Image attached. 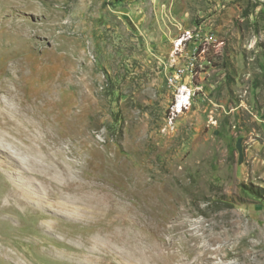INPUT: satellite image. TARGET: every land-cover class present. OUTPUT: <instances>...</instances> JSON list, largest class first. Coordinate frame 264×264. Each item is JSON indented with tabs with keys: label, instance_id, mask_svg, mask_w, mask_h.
<instances>
[{
	"label": "rangeland",
	"instance_id": "obj_1",
	"mask_svg": "<svg viewBox=\"0 0 264 264\" xmlns=\"http://www.w3.org/2000/svg\"><path fill=\"white\" fill-rule=\"evenodd\" d=\"M0 84V264H264V0H0Z\"/></svg>",
	"mask_w": 264,
	"mask_h": 264
},
{
	"label": "bare ground",
	"instance_id": "obj_2",
	"mask_svg": "<svg viewBox=\"0 0 264 264\" xmlns=\"http://www.w3.org/2000/svg\"><path fill=\"white\" fill-rule=\"evenodd\" d=\"M20 77H21V75H20ZM5 78H7V77H5ZM5 84H6V82H5ZM1 85V84H0ZM8 85V84H7ZM3 90H5L4 89V87H3ZM6 91H9V87L8 88H6ZM24 96V95H23ZM34 96V95H33ZM35 99V98H34ZM33 99V100H34ZM49 99V98H48ZM48 99H43V100H48ZM52 99V98H51ZM20 100V99H19ZM50 100V99H49ZM55 100V99H54ZM35 101V100H34ZM34 101H33V104H34ZM27 103V102H26ZM0 104H3L2 103V100L0 99ZM29 104V103H28ZM28 104H27V106H28ZM4 106H6V104H3L2 105V107H4ZM55 106H57V104H56V102L52 105H49L48 103L46 104V105H44V107H46V108H48L49 109V107H50V112L51 111H55L56 109V107ZM23 107V106H22ZM31 107V106H30ZM33 107H35V106H33ZM38 107V106H37ZM25 108H27V107H25ZM24 109V108H23ZM36 109V108H35ZM26 110V109H25ZM24 110V111H25ZM27 110H29L28 108H27ZM26 110V111H27ZM33 110V109H32ZM0 111H2V110H0ZM25 111V112H26ZM31 111V110H30ZM36 111V110H35ZM34 111V112H35ZM33 112V111H32ZM40 112V111H39ZM48 112V111H47ZM5 112H0V120H3V121H5L6 123L8 122V118H7V116H5V114H4ZM33 115L34 114H36V113H32ZM39 114H41V113H39ZM54 114L56 115V112H54ZM39 116V115H38ZM52 117V116H51ZM39 118V117H38ZM41 118V117H40ZM2 121V122H3ZM5 122H3V124L2 125H5L4 123ZM37 122V121H36ZM63 122V121H62ZM40 123V122H39ZM39 123H38V126H39ZM44 123V122H43ZM41 124V123H40ZM57 125H59V124H57ZM33 126H34V124H33ZM36 126H37V124H36ZM43 126H44V124H43ZM46 126V125H45ZM61 126H62V124H61ZM40 127H41V125H40ZM60 127V126H59ZM64 127V126H63ZM63 129V128H62ZM58 131H60L59 129H58ZM64 132V130L62 131V132H60L59 133V135H50L49 134V139L52 141H54L55 142V144H59L60 143V141L63 139V137H65V134L63 133ZM52 134V133H51ZM46 135V134H45ZM48 137V136H47ZM48 143V142H47ZM53 144V143H52ZM54 144V145H55ZM45 145V144H44ZM41 146H43V145H41ZM47 151H49L50 153H49V158H50V160L52 161L51 163H54V164H56L57 166L55 167L54 166V164H50L49 165V167H48V165L46 166V168H47V170H46V172H38V171H32L31 173L30 172H27L28 174H29V176H31V178L33 177H35L34 178V180L35 179H40V181H41V183H40V185L42 186V187H44V189H41L40 187V185H36V186H34V187H36V189H41V192H37V193H39L40 194V199H41V201L44 203V204H42V213L44 212V215H46V216H50V217H52V218H59L60 216H61V214H63V213H70L69 214V216L68 217H73L74 216V213H72V212H74V211H79V212H87V208H86V205H88L90 202H91V200L89 199V198H85L87 195H88V193L89 192H91L92 191V188H93V182L91 181V179L89 178V176L87 175V176H85L84 175V177H86V179H85V182H84V184H82V185H80V184H78L77 182H75V181H72V182H67L66 184H61V185H54L53 184V182H52V180H51V178H50V172L51 171H56V172H58V170H57V167L59 166V168H61L62 167V161H59V158H61L60 156L62 155L61 153L62 152H60L59 151V153H57V154H60V155H57L56 153H54V147L53 146H50V147H48L47 148V150H46V152ZM58 151V150H57ZM56 152V151H55ZM48 155V154H47ZM48 157V156H47ZM36 162V161H35ZM41 163V162H40ZM39 163V164H40ZM36 164V163H35ZM24 170V169H23ZM27 170H29V169H27ZM62 170H64L63 168H62ZM25 172H26V170H25ZM22 173V172H21ZM20 173V174H21ZM60 173V172H59ZM64 173V172H63ZM86 174V173H85ZM21 175H23V174H21ZM25 175V174H24ZM22 177V176H21ZM28 177V176H27ZM92 177V176H91ZM29 180V179H28ZM31 180V179H30ZM39 181V180H38ZM31 181H29V183H30ZM33 183H37V182H34L33 181ZM31 184V183H30ZM35 185V184H34ZM32 186V185H31ZM31 186H29V187H31ZM26 187H27V185H26ZM31 189H33L34 190V188H31ZM28 190V189H27ZM29 190H30V188H29ZM18 191H20V190H18ZM13 192V191H12ZM29 192V191H28ZM25 193H27V191L26 192H22V194H21V191H20V194L21 195H19V194H17V193H13V194H11V191H10V194L12 195V197L13 198H15L16 197V195H17V197L19 198H23V200L25 201V203L24 204H26L27 205V203H28V205L30 204V202L31 201H29L28 199H33L34 200V196L33 197H31V198H29V195L28 194H25ZM31 193V192H30ZM36 193V192H35ZM10 194H9V197L7 196L6 198H9V199H11V201H12V197H10ZM32 194H34V191L32 192ZM91 194V193H90ZM78 196H80V197H82V199H79V198H77ZM16 197V198H17ZM88 197V196H87ZM19 198V199H20ZM5 199V198H4ZM8 199V200H9ZM18 199V202H17V204L19 203V202H21V200H19ZM85 199V200H84ZM3 200V199H2ZM6 200V199H5ZM14 200L15 199H13V202H14ZM22 200V201H23ZM32 200V201H33ZM84 200V201H83ZM17 201V200H16ZM49 201H51V202H49ZM10 202V201H9ZM13 204L14 203H9L8 205L9 206H13ZM22 205H23V203H22ZM24 206V205H23ZM26 207V206H25ZM28 207V206H27ZM42 213H40V215L42 214ZM58 216V217H57ZM83 220V217L81 216L80 217V220ZM57 221V220H56ZM55 221V222H56ZM53 229H55L56 228V223H53V224H49ZM48 225V226H49ZM47 226V225H46ZM165 226V225H164ZM57 229V228H56ZM172 241V240H171ZM168 243V242H167ZM165 245V244H164ZM173 245V244H172ZM171 245V246H172ZM166 248V247H165ZM144 249V248H143ZM164 251V250H163ZM179 251V250H178ZM214 252V251H213ZM151 253V251L149 250V249H144V254L143 255H145V257H146V262H147V260H148V257H149V254ZM189 253V252H188ZM233 253V252H232ZM208 254V253H207ZM210 254V253H209ZM209 256V255H208ZM247 256V255H246ZM151 257V261H154L155 260V258L156 257H154L153 255H151L150 256ZM206 257V256H205ZM143 258V257H142ZM203 258H204V256H203ZM207 258V257H206ZM209 258V257H208ZM143 259H145V258H143ZM205 259V258H204ZM157 260V259H156ZM206 260V259H205ZM144 261V260H143ZM144 264V263H143ZM156 264V263H155Z\"/></svg>",
	"mask_w": 264,
	"mask_h": 264
},
{
	"label": "built area",
	"instance_id": "obj_3",
	"mask_svg": "<svg viewBox=\"0 0 264 264\" xmlns=\"http://www.w3.org/2000/svg\"><path fill=\"white\" fill-rule=\"evenodd\" d=\"M208 40L217 42V40H215V38H213L212 35L208 36ZM217 44L220 45L221 42H218ZM178 71H181V70H178Z\"/></svg>",
	"mask_w": 264,
	"mask_h": 264
}]
</instances>
